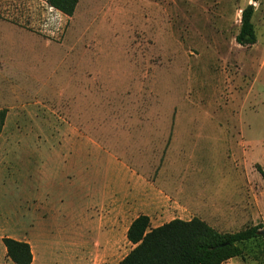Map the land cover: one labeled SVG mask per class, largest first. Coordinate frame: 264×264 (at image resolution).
<instances>
[{"label":"rangeland","instance_id":"374dc122","mask_svg":"<svg viewBox=\"0 0 264 264\" xmlns=\"http://www.w3.org/2000/svg\"><path fill=\"white\" fill-rule=\"evenodd\" d=\"M249 4L257 42L242 46ZM0 109V264H15L6 237L33 264H117L133 248L120 222L104 238L126 206L109 185L132 180L118 159L141 171L169 148L197 168L192 212L223 233L264 224V0H79L72 16L0 0ZM223 264H264V238Z\"/></svg>","mask_w":264,"mask_h":264},{"label":"trees","instance_id":"16d2710c","mask_svg":"<svg viewBox=\"0 0 264 264\" xmlns=\"http://www.w3.org/2000/svg\"><path fill=\"white\" fill-rule=\"evenodd\" d=\"M49 7L72 16L79 0H44ZM257 1V0H254ZM254 6L249 4L241 12V27L236 42L253 45L257 35L253 23ZM6 111L0 109V134ZM256 168L264 179V168ZM257 224L233 233H223L200 217L189 220L174 218L152 227L150 217L138 215L130 224L127 239L133 248L117 264H223L230 258L243 256L249 243L264 238ZM8 257L15 264H31L32 247L29 242L12 237L4 238Z\"/></svg>","mask_w":264,"mask_h":264},{"label":"crops","instance_id":"0c3cea01","mask_svg":"<svg viewBox=\"0 0 264 264\" xmlns=\"http://www.w3.org/2000/svg\"><path fill=\"white\" fill-rule=\"evenodd\" d=\"M179 127L180 126H174V131L179 132ZM172 153L174 155H172ZM158 154V152L150 153V155ZM182 154L186 156L184 151H182ZM176 155V150L169 148L166 152H162V157L165 156L163 161L159 158L156 165L148 162L146 164L147 166L142 167L141 171L136 170L134 167L118 159L122 167L131 171L132 180L129 181V184L125 183L123 189L114 188L113 185H109L110 187L107 195L109 202L119 203L120 205L123 202L126 206L124 210L117 212L119 215L115 214L116 208H114L113 211L106 212V220L109 224L108 229L104 233L106 242H113L115 238L113 233L117 229V222L121 223L124 236L127 238V231L130 224L140 214H146L150 217L152 227H158L174 218L189 220L195 216L204 219L211 226L215 227L206 217H202L191 211L190 206L196 204L200 197H198L197 193H192V191L188 189V185L185 186V184L189 182V174L192 172L191 169L196 171L197 168L191 163L189 164L187 160L176 162ZM180 164L182 167H179ZM176 165L179 168L176 169ZM180 169L184 170L185 177L178 179L174 176V172H180ZM130 207H139L140 210L135 215H132L128 221H125ZM97 215H99V212L96 211V221L99 219ZM89 218L91 222L95 221V212H93V215L89 216ZM89 232L92 233L89 239L96 241V238L101 237L100 234L96 236V226H93V230L91 229ZM83 239L84 236L81 232L78 239L68 240V245L78 244ZM32 252L33 261L31 264L35 262L36 258L33 248ZM229 260H231V258L227 261Z\"/></svg>","mask_w":264,"mask_h":264},{"label":"water","instance_id":"95a60500","mask_svg":"<svg viewBox=\"0 0 264 264\" xmlns=\"http://www.w3.org/2000/svg\"><path fill=\"white\" fill-rule=\"evenodd\" d=\"M259 233L264 235V228L263 229H260L259 230Z\"/></svg>","mask_w":264,"mask_h":264},{"label":"built area","instance_id":"2783aa9c","mask_svg":"<svg viewBox=\"0 0 264 264\" xmlns=\"http://www.w3.org/2000/svg\"><path fill=\"white\" fill-rule=\"evenodd\" d=\"M50 8H52V7H50ZM52 9H54V8H52Z\"/></svg>","mask_w":264,"mask_h":264}]
</instances>
